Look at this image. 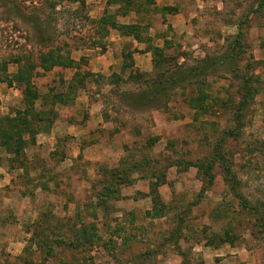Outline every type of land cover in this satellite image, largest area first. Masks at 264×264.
<instances>
[{
  "label": "rangeland",
  "instance_id": "1",
  "mask_svg": "<svg viewBox=\"0 0 264 264\" xmlns=\"http://www.w3.org/2000/svg\"><path fill=\"white\" fill-rule=\"evenodd\" d=\"M144 1L118 11L105 0H0L1 79L50 53L84 72L116 61L89 79L102 123L88 135L43 141L29 125L23 156L0 147V264H264V0H173L178 14ZM122 12L143 44L110 47L104 25ZM238 33L237 71L178 81ZM53 74L32 80L41 96L68 90ZM243 78L255 94L235 127ZM24 109L19 87L0 83V141Z\"/></svg>",
  "mask_w": 264,
  "mask_h": 264
},
{
  "label": "trees",
  "instance_id": "2",
  "mask_svg": "<svg viewBox=\"0 0 264 264\" xmlns=\"http://www.w3.org/2000/svg\"><path fill=\"white\" fill-rule=\"evenodd\" d=\"M140 1V0H139ZM110 4H119L121 5L120 10L125 9L126 0H109ZM144 3V4H143ZM141 5L143 7H147L150 5L149 0H145ZM133 5V4H132ZM142 7V6H141ZM126 10V9H125ZM168 13L174 12L173 8H166ZM104 22V21H103ZM106 23V21L103 23V25ZM111 25L112 28L118 29L123 35L128 37H133L138 43L143 44L141 38H140V31L137 26H129L127 28H118L114 23H107L104 25V29L108 28L107 26ZM106 33V32H105ZM108 33V32H107ZM239 50H241V41H240V34L238 33L235 36V39L233 40L230 49L228 50L227 54L222 56L218 59L208 60L206 61L203 66L199 68H195L194 70H190L186 76L183 75L184 73H181L178 75L177 79L180 83H183L186 80H197V79H203L209 76L217 75L219 71L227 70L229 67H233L232 71H237L236 63L239 59ZM159 50L154 49L153 52L157 53ZM127 57V56H126ZM125 57V58H126ZM131 58V55L130 57ZM75 66L79 67L78 63H75L71 61L70 59L66 60L62 56H54L51 53L46 55H41L39 59V63L37 65L33 63L27 62L24 66H20L18 68V71L16 74L8 75L5 74L4 78H0V83L7 85L8 87H12L16 85L19 87L21 94H22V101L25 106V109L22 113H18L20 119L24 122L17 123V119H10L12 128L6 129L5 134L1 136L0 141V147L3 149L5 147L12 150V152H9L11 156H23L24 148L26 147V142L23 140L24 134L22 133V129H26L28 127L34 128L35 130L38 128L39 132L36 131V134L32 135L31 137L34 138L36 135L41 133H47L54 120L56 119L57 115L53 110L54 105L60 104H66L72 99L75 92L74 87L70 84H66L67 86L64 92L55 93L53 90L49 89L48 94L41 96L38 91L33 87L32 80L36 76H40L37 72L38 69L41 71L49 72L53 68L60 67V68H74ZM76 67V68H77ZM78 69V68H77ZM6 72V70H4ZM36 71V72H35ZM136 73V72H135ZM134 73V74H135ZM136 77H139L140 74H135ZM88 75L82 76L80 78L77 75L76 81L79 85L84 84V79H86ZM142 77V76H141ZM181 79V80H180ZM255 94L254 88L249 84V81L247 79L241 80V98L240 102L238 104L236 114L233 115V122L235 127H240L241 119H240V113L245 111L247 109V106L250 102V100L253 98ZM150 100V99H149ZM37 102H40V109L43 107H49V109L38 112L36 108ZM30 125V126H29ZM45 130H41V129ZM25 132V131H23ZM194 168L197 169L198 173L201 175H204V177L208 176V169L207 166H204L203 163L198 164H192ZM231 175V174H230ZM206 177V178H207ZM208 179V178H207ZM210 180H207V182ZM182 264H189L187 260L183 259Z\"/></svg>",
  "mask_w": 264,
  "mask_h": 264
},
{
  "label": "crops",
  "instance_id": "3",
  "mask_svg": "<svg viewBox=\"0 0 264 264\" xmlns=\"http://www.w3.org/2000/svg\"><path fill=\"white\" fill-rule=\"evenodd\" d=\"M106 1V6H108V8H113L116 9L118 11H120L121 5L119 4H110L109 0H105ZM166 7L168 8H172L174 7V2L173 0H167L166 1ZM174 13L178 14L176 11H174ZM124 16H126L123 12L122 15L120 14V17L118 20H116V22H113L116 27L118 28H127L129 26H133V24H129L126 22ZM170 19V23H171V27H175V22L179 21V15H174V16H169ZM135 24V21L131 22ZM137 24V23H136ZM108 30H110L109 32L110 35L108 36V40L110 41V47L112 46H118L120 43H122L124 40H128L131 41L133 40V42L137 43L138 42L133 38V37H128L123 35L118 29L116 28H112L111 25L108 24L107 26ZM112 34H114V36H112ZM107 39V38H106ZM119 43V44H118ZM140 44V43H139ZM145 56H148V53H144ZM109 55V52H108ZM134 57H131L134 61L136 60L135 58V54L133 55ZM126 57V56H125ZM124 57V58H125ZM104 58L102 61H96L93 64H90V68L86 69V71L84 72L82 69H80V67L77 68H53L52 70H50L49 72H43L40 69H38L37 71L39 72L40 78H42V82H52L53 80V73L55 71H59L62 74V77L64 78V81H68L67 84H70L74 87V96L71 99V101H69L66 104L60 105H54L53 110L56 113L57 117L54 120V122L52 123V126L50 128V130L47 133H41L35 136V138H42L43 141H50L52 139H54V137L60 133H67L69 135L74 134V137H82V135H88V127L93 126V125H99L102 123L101 119H96L95 120L92 118V116L94 115V112H97L98 109H94L93 105H91L90 100H89V96H88V91H86V89L88 88V86L93 85L95 86L96 84L93 83L91 79H97V76H104L106 75V77H108L109 73V67L111 65H116V61L114 60V56L109 59L108 56L107 57H102ZM133 61V62H134ZM76 63H78L77 61H74ZM136 62V61H135ZM134 62V67L137 66V64H135ZM91 63V62H90ZM136 65V66H135ZM84 74L88 75V77L86 79H84V84L83 85H79L78 84V79H77V75L80 78H82V76H84ZM64 75V76H63ZM102 76V77H103ZM109 80H107L108 85L110 87H112V81L111 78H114V75L111 74L109 76ZM77 79V81H76ZM97 86V85H96ZM49 90L44 93L45 95L48 94ZM39 107H40V102H38ZM76 110H78L80 112V114L78 113H72L70 114L69 109L70 108H75ZM58 110H60L62 112V114L59 112ZM71 110V109H70ZM82 111V112H81ZM85 114L87 116V127L82 128L79 123H81L83 121V118L81 117L82 114ZM67 117H69L67 119ZM73 117V118H71ZM60 119L65 120L64 123H61V121H58ZM75 122V123H74ZM78 126V127H77ZM78 128V129H77ZM77 129V130H76ZM76 130V131H75ZM75 131V132H74ZM36 138V139H37Z\"/></svg>",
  "mask_w": 264,
  "mask_h": 264
}]
</instances>
